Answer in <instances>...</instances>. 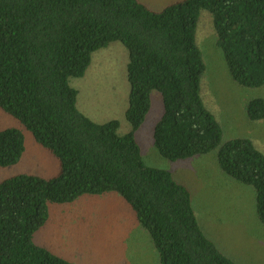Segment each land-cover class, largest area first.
Here are the masks:
<instances>
[{
	"label": "trees",
	"instance_id": "obj_1",
	"mask_svg": "<svg viewBox=\"0 0 264 264\" xmlns=\"http://www.w3.org/2000/svg\"><path fill=\"white\" fill-rule=\"evenodd\" d=\"M202 10L210 11L227 67L240 87L264 86V0H177L161 10L141 0H0V107L58 158L52 177L19 173L0 181V264H76L33 241L49 203L85 194H120L158 250V264H238L202 227L190 189L172 171L149 165L136 131L157 90L164 111L154 129L170 161L217 151L218 165L255 191L264 224V152L249 137L223 142L206 105L207 69L197 42ZM121 41L129 50L126 118L98 123L81 112L72 77L84 76L92 53ZM264 119V97L246 105ZM22 128H0V166L19 163Z\"/></svg>",
	"mask_w": 264,
	"mask_h": 264
},
{
	"label": "rangeland",
	"instance_id": "obj_2",
	"mask_svg": "<svg viewBox=\"0 0 264 264\" xmlns=\"http://www.w3.org/2000/svg\"><path fill=\"white\" fill-rule=\"evenodd\" d=\"M161 10L177 0H141ZM197 42L207 66L202 95L223 128V142L249 137L264 152V119L252 121L247 102L264 97V86L240 87L229 73L225 56L217 45V33L208 10H202ZM129 50L121 41L92 53L84 76L72 77L78 90L81 112L98 123L118 120L119 134L131 131L126 118L131 84L128 79ZM164 111L161 94L152 93V106L136 138L145 161L173 172L192 193L200 223L217 246L238 264H264V224L255 208V191L228 176L218 165L217 151L191 159L170 161L154 143V129ZM22 128L26 150L15 165L0 166V181L19 173L52 177L60 163L50 150L37 143L22 123L0 107V128ZM33 241L76 264H158V250L131 206L115 192L85 194L70 203H49V218Z\"/></svg>",
	"mask_w": 264,
	"mask_h": 264
}]
</instances>
